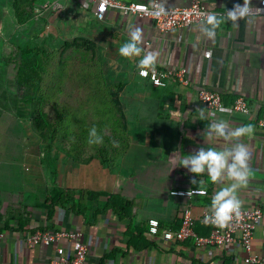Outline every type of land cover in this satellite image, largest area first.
<instances>
[{
    "label": "crops",
    "instance_id": "0c3cea01",
    "mask_svg": "<svg viewBox=\"0 0 264 264\" xmlns=\"http://www.w3.org/2000/svg\"><path fill=\"white\" fill-rule=\"evenodd\" d=\"M159 1L171 7L191 2ZM200 1L221 16L243 3ZM258 1L251 0L249 6ZM12 2L1 0L0 4L9 17L14 16ZM69 6L77 14L75 29L67 35L53 18ZM36 11L34 20L13 27L12 34L19 30L26 40L40 36L63 44L84 38L96 44L106 80L120 86L111 98L122 116L127 138L119 144L126 149L112 154L107 163L92 150L71 152L68 139H53L48 148L50 143L34 128L32 108L18 101L15 63L8 58L13 69L0 67V230L6 234L0 242V264H52L61 246L73 258V242L48 246L29 242L37 232L56 231L82 233L81 240L88 247L86 264H246L247 252L239 243L198 247L191 238L175 242L163 237L165 231L180 228L189 202L195 232L201 237L211 235L212 227L203 223L202 213L212 211L215 192L234 181L226 171L218 182H212L206 171L196 177L181 166V160L201 148L234 153L240 143L248 151L250 175L237 196L241 206L262 210L252 251L264 256V129L258 124L264 116V16H247L236 26L223 23L209 40L201 31L202 23L161 32L153 21L117 10L110 9L100 19L92 0H41ZM135 27L142 30L141 55L158 53L155 67L173 72L166 87L155 86L138 74L141 57L119 55V47ZM4 30L0 28V37ZM182 70L187 84L178 77ZM202 89L219 93L227 111L207 108L199 98ZM240 97L249 105L248 115L231 108ZM200 109L205 110V119H200ZM220 119L229 124L224 136L207 127ZM245 125L253 126L251 135H232L235 128ZM191 189L207 194H172ZM88 193L102 196L93 198ZM126 201L129 204L124 205ZM151 219L160 223L158 235L149 233Z\"/></svg>",
    "mask_w": 264,
    "mask_h": 264
},
{
    "label": "trees",
    "instance_id": "16d2710c",
    "mask_svg": "<svg viewBox=\"0 0 264 264\" xmlns=\"http://www.w3.org/2000/svg\"><path fill=\"white\" fill-rule=\"evenodd\" d=\"M40 1L13 0L17 26H25L36 18ZM11 59L15 63L18 101L32 108L34 128L44 142L50 143L48 148L53 139H68L71 152L92 150L107 163L112 154L119 155L126 149V145L119 144L127 138L122 116L111 98L120 86L106 80L95 43L76 38L53 51L38 44L33 46L28 39L16 45ZM93 126L103 137L102 144H88Z\"/></svg>",
    "mask_w": 264,
    "mask_h": 264
},
{
    "label": "built area",
    "instance_id": "2783aa9c",
    "mask_svg": "<svg viewBox=\"0 0 264 264\" xmlns=\"http://www.w3.org/2000/svg\"><path fill=\"white\" fill-rule=\"evenodd\" d=\"M96 6V15L103 19L110 9L117 10L124 15H134L143 19L153 21L157 29L161 32H168L176 28H185L192 25L201 24L206 20L205 13H211L200 0H191L188 6L171 7L164 5L166 12L160 15L153 14V10L161 1L151 0L147 2H133L125 3L118 0H92ZM250 12L248 16H264V0H259L255 6H249ZM228 11V10H227ZM227 11L225 14H227ZM222 15V13H219ZM155 73L148 71L147 76H141L140 69L138 74L150 80V82L158 87H166L167 80L173 75L170 70L160 69L155 67ZM186 71L182 70L178 73L181 82L187 84L185 79ZM199 98L203 104L212 111L224 109L225 106L222 97L219 93L211 90L202 89L199 91ZM234 112L248 115L250 108L247 101L240 97L231 107ZM258 124L264 129V116L258 120ZM175 196L192 197L197 195H205L207 191L201 192L197 189L188 191H174ZM193 204L191 202L186 204L183 212L182 222L180 228L176 231H165L163 237L166 241L182 242L189 238L194 240L198 247L205 246H226L233 244H240L247 252L244 259L246 264H264V256H258L253 253V238L257 225L262 219V210L258 208H248L241 206L239 214H233L232 219L224 226L214 223L212 220H206L205 217L211 216L212 211H203L201 219L203 223L212 227L211 235L208 237L199 236L195 230V220L192 215ZM149 233L151 235H158L160 232V223L156 219L149 221ZM6 234L0 230V242L3 241ZM81 232L72 231H56V232H37L29 238V242L34 245H51L60 242H73L74 256L69 258L66 255L65 248L59 247L57 250V258L52 264H86L88 256V247L81 240Z\"/></svg>",
    "mask_w": 264,
    "mask_h": 264
},
{
    "label": "clouds",
    "instance_id": "9594fccd",
    "mask_svg": "<svg viewBox=\"0 0 264 264\" xmlns=\"http://www.w3.org/2000/svg\"><path fill=\"white\" fill-rule=\"evenodd\" d=\"M251 0H243L242 4H235L231 10L227 11L226 16H221L216 12L205 13L206 20L202 22L201 31L209 39L212 40L216 36V31L221 24L226 22H232L234 26L239 21L245 19L249 12V5ZM166 9L161 2L153 10V14L160 15L165 13ZM142 41V30L139 27H135L129 32V39L126 40L118 49V53L122 57H141L138 61V67L140 69L141 76H147L148 71L151 70L155 73V65L158 57L156 52H146L141 55L143 49L140 47ZM227 111V109H221ZM200 119H205V110L200 109ZM229 124L226 120L220 119V121L211 123L207 127L213 129L219 136L225 135V128ZM253 132L252 125H245L243 127H237L232 132L234 137H240L242 135H251ZM88 144L99 145L103 143V137L97 132V129L93 126L88 133ZM231 156V163H228V157ZM248 151L245 145L237 144L234 149V153H226L221 150L209 147L207 150L201 148L197 154L185 155L181 160V166L188 168L194 176L198 177L200 174L208 173L212 182H218L223 178L225 171L229 179L234 181L225 187H220L215 192L211 201V216L205 217L206 220H212L214 223L224 226L228 221L232 219V215L239 214L241 207V201L237 196V190L243 187L247 183L250 172L247 168ZM193 183H197L193 180ZM203 183V181H199ZM197 191L203 194V189H197Z\"/></svg>",
    "mask_w": 264,
    "mask_h": 264
},
{
    "label": "rangeland",
    "instance_id": "374dc122",
    "mask_svg": "<svg viewBox=\"0 0 264 264\" xmlns=\"http://www.w3.org/2000/svg\"><path fill=\"white\" fill-rule=\"evenodd\" d=\"M0 4H1V0H0ZM76 14H77V11L75 12L73 10V7L69 6L67 11H65L64 13H59L58 16L56 18L54 17L53 19H54V22L59 21L62 24V27L64 28V32L67 35H70L73 33L75 29L74 16ZM15 26L17 25L14 22L13 13L9 17V15L5 13V8L0 6V28H5L4 34H1V37H0V63H1L0 67L1 68L13 69V66L8 65L6 61L8 58H14L15 56L14 46L24 43L26 41L25 35L21 33L22 31L20 32L19 30H16L17 31L16 34H12L13 27ZM9 29H11L10 30L11 33H9ZM0 33L2 32L0 31ZM9 34H10V37L8 38ZM32 41H33V46L38 44L42 47H46L53 51H58L65 44V43L62 44L60 42L59 43L52 42L53 43L52 44L47 41L41 40L40 36L33 37ZM8 42H10L12 45H10Z\"/></svg>",
    "mask_w": 264,
    "mask_h": 264
}]
</instances>
